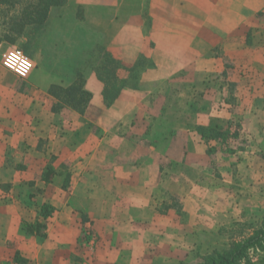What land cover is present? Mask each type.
I'll return each mask as SVG.
<instances>
[{
    "label": "crops",
    "instance_id": "1",
    "mask_svg": "<svg viewBox=\"0 0 264 264\" xmlns=\"http://www.w3.org/2000/svg\"><path fill=\"white\" fill-rule=\"evenodd\" d=\"M62 11L23 91L3 62L26 38L0 32V264H182L202 235L264 216V0H67ZM97 43L122 75L145 65L109 105L89 67L80 113L50 90L71 87ZM213 94L205 119L182 120ZM214 123L230 145L196 130Z\"/></svg>",
    "mask_w": 264,
    "mask_h": 264
},
{
    "label": "trees",
    "instance_id": "2",
    "mask_svg": "<svg viewBox=\"0 0 264 264\" xmlns=\"http://www.w3.org/2000/svg\"><path fill=\"white\" fill-rule=\"evenodd\" d=\"M66 1L0 0L1 36L14 40V34L24 35L26 41L21 43L20 47L24 53L31 56V53L35 52V49L47 37L48 30H50L54 21L63 17L62 8L66 4ZM11 7L15 10L20 9L16 12L17 15L13 19L17 23L9 27L6 18L10 13ZM3 32L5 33L3 34ZM94 57L96 58H91L90 65L88 62H84L83 64L79 60L75 61L76 75L71 87L54 86L50 90V93L61 103L80 113L86 110L92 96L91 93L84 89V72L89 67L91 69L95 68L98 78L105 83L106 91L104 95L108 101L106 103L109 105L120 95L122 89L137 86L140 69H143L145 65V61L140 60L127 74L122 75L120 74V61L114 58L112 53L99 43L96 44V56L94 55ZM196 130L207 141L220 140L222 137V133L216 125L213 128L210 126H197ZM209 131H215V134L208 133ZM45 179H48V177ZM52 213L53 211L50 207L45 205L42 207L44 217H48ZM255 251L263 253L259 264H264V219L254 229L252 235L242 241L233 242L228 250L206 253L199 256V260L195 262H185L182 264H258L253 262L250 257V253Z\"/></svg>",
    "mask_w": 264,
    "mask_h": 264
},
{
    "label": "rangeland",
    "instance_id": "3",
    "mask_svg": "<svg viewBox=\"0 0 264 264\" xmlns=\"http://www.w3.org/2000/svg\"><path fill=\"white\" fill-rule=\"evenodd\" d=\"M34 65L35 67H37L35 60H34ZM191 80H198V78H195L193 76H188V75H182L180 76V78H178V81H180L181 84L182 82H186L185 84H188ZM29 81H30L29 78L22 79V78L17 77L18 89L23 91L25 89L24 87L27 88ZM180 83L179 85L177 84L178 87L182 86ZM213 87H216L215 89H217L219 86L216 83L213 85ZM225 88H226V97H225L226 102H234L235 100L234 88L231 85V81L225 83ZM173 93H174V89H170L166 94L167 101L169 100L167 102L169 108L173 100ZM191 102H197L198 105L193 110L186 109L184 111V116L182 117L183 121L192 122V121L198 120L199 118L205 119L207 117L206 116L207 112L209 111L208 109L211 108L210 103L217 102V101L213 94V96H208V98L204 97L198 100H191ZM209 126L213 128L215 126V123L209 124ZM216 126H219V125H216ZM219 131L222 133L221 130ZM214 132L215 131H209L208 133L215 134ZM228 135H229L228 133L227 135L226 134L224 135V133H222V137L219 141H222L223 143H228L230 140V138H227ZM144 141L148 142L147 140H144ZM228 145L230 144L228 143ZM207 146H204V147L206 148V150H208L210 155H212V161L210 162H211V165H214V163L218 162L219 156L214 154V147H212L211 145H209V147ZM24 157L25 156L22 157L23 161H24ZM168 166L170 169L172 168L173 170L174 169H177L178 171L185 170V169H182L183 166L181 164L171 163ZM9 177L10 175L7 176V178ZM159 191H160L159 195L162 196V199L165 198L164 200H168L167 194L164 193V190H162V187L160 186H159ZM263 219H264V216H262L261 218L253 219L251 221H247L246 223L236 222V223H231V224H225L224 226L220 228L217 234L202 235L200 239V246L198 250L195 251L196 253L194 254L196 255L195 256L196 259L192 262L199 260V256L204 255L206 253L228 250L233 242L242 241L245 238H248L250 235H252V233L254 232V229L259 226V224L261 223ZM261 256H263L262 252L255 251V252L250 253V257L252 261L258 264H259V260ZM182 263H185V262H182Z\"/></svg>",
    "mask_w": 264,
    "mask_h": 264
},
{
    "label": "built area",
    "instance_id": "4",
    "mask_svg": "<svg viewBox=\"0 0 264 264\" xmlns=\"http://www.w3.org/2000/svg\"><path fill=\"white\" fill-rule=\"evenodd\" d=\"M17 54L20 55L22 58L27 59L31 63V67H30L29 71L26 74H22V73L18 72L15 68L9 66L8 63H7L8 58L10 56L17 55ZM3 65H4V67L7 70L13 72L17 77L22 78V79L28 78L30 76V74L32 73V71L34 70V68H35L33 59L30 56H28L26 53H24L19 48L11 49L5 54Z\"/></svg>",
    "mask_w": 264,
    "mask_h": 264
},
{
    "label": "clouds",
    "instance_id": "5",
    "mask_svg": "<svg viewBox=\"0 0 264 264\" xmlns=\"http://www.w3.org/2000/svg\"><path fill=\"white\" fill-rule=\"evenodd\" d=\"M7 63L9 66L15 68L18 72L22 74H26L31 67V63L18 54L10 56L8 58Z\"/></svg>",
    "mask_w": 264,
    "mask_h": 264
}]
</instances>
